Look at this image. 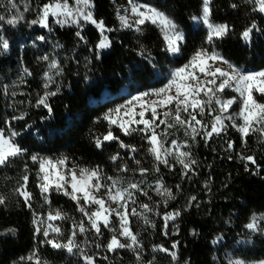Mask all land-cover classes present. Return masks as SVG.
Listing matches in <instances>:
<instances>
[{
	"label": "trees",
	"instance_id": "16d2710c",
	"mask_svg": "<svg viewBox=\"0 0 264 264\" xmlns=\"http://www.w3.org/2000/svg\"><path fill=\"white\" fill-rule=\"evenodd\" d=\"M15 2L25 19L16 25H3L6 33L2 37L8 40L9 47L4 49L0 42V128L7 132L10 125L20 132L16 139L28 149V154L13 158L7 167H0V194L7 197L6 203L0 205V230L8 227L17 229L15 236L0 238V264H11V261L26 256L37 246L38 239H43L42 235L34 234L32 212L14 191L23 182L21 177L27 171L29 190L35 196L33 207L36 211L47 212L48 206L43 205L36 186L38 165L33 164L30 154L67 155L70 161L81 166L100 165L108 175H119L125 180L130 178L133 182L141 179L138 171H117L123 163H127L130 169L135 168L132 156L141 160L144 167H154V160L147 152L148 143L141 138V134L124 136L113 126L114 133L125 143L136 145V153L118 148L115 141L104 142L103 149L95 148L92 135L104 133L108 127L106 121H96V117H102L108 109L127 100L129 96L125 94L126 90L133 93L135 90L161 86L162 82H166L162 78L167 72L185 63L194 49L202 44L207 31L190 20L191 15L200 14L202 0H139L166 11L184 31L186 40L183 51L178 56H171L162 50V37L155 25L146 22V27L141 26L144 29L142 33L120 27L116 13L118 8L127 5V0H94V17L102 18L106 26L113 29L107 32L112 41L111 47L100 51L101 56L97 59L95 45L100 35L94 25L83 28L74 24L61 25L55 23L56 18L49 16V31L39 24H29L37 17L38 8L47 0ZM0 3L7 4V0H0ZM25 4L29 7L27 12H24ZM232 4L237 7L233 8ZM211 9V19L215 23L230 26L229 34L217 40V47L238 65L264 67V31H261L264 29V13L255 9L253 0H212ZM0 14L7 15L5 8L0 7ZM253 21L257 27L253 29L249 42H245L240 34ZM77 31L86 38L87 43L76 36ZM38 36H45V39L38 40ZM18 37L22 39V47L14 43ZM141 45L146 49L143 55H140ZM44 55L58 60L63 68L61 75H56L55 70L50 72L53 82L48 89H44L43 85L46 81L44 72L49 71V61L38 59ZM21 79L26 83H21ZM57 86L60 91L49 98L53 108V113L49 115L42 105L36 106V100L45 90L56 91ZM13 92L15 95H12ZM238 107V104L233 105L231 112L238 110ZM22 112L27 113L22 120L11 119L13 116L19 117ZM226 124L230 125V121L227 120ZM169 132L172 135L168 140L187 139L183 129L173 128ZM246 139L247 146H244L239 132L230 126L221 136L210 138L208 143L197 136L195 142L189 139V145L184 149L190 150L197 160L195 171L183 176L179 164L173 168L160 164L159 173L146 174L143 187L147 188L151 183L154 188L155 179L163 177L165 185L176 194V199L170 200L167 208L161 203L160 215L146 213L155 222V227L144 224L142 218L130 216L133 230L139 232L145 245L142 253L144 260L155 256V264H176L169 254L152 251L154 244L171 248L173 241L179 242L175 249L179 264L186 261L188 264H228L229 259L250 262L264 258V237L250 233L244 227L253 213H264V144L258 142V134H250ZM228 140L233 142L231 149L227 147ZM117 151L121 157L119 163L109 159ZM241 154L254 155L262 169L254 170L255 166L248 162L249 170L245 171V162L239 158ZM169 160L171 162L172 157ZM25 164L28 165L27 170ZM177 184L180 185L179 191ZM152 188H147L151 200L137 193V203L132 205L129 202L130 208L136 207L140 211V202L153 204L160 200L161 197ZM191 196H195L196 200L189 205ZM50 197L52 209H62L69 217L54 221L65 230V236L70 234L68 230L72 228L73 219H84L86 222L87 218L77 211L76 203L70 197L54 191ZM175 209H180L181 214L174 221L167 222L169 234L165 236L161 230L164 225L163 212ZM103 233L102 236H96L94 230L78 233V242L87 240L85 250L89 254L99 253L95 256L97 264H136L131 251L121 249L107 252L103 247L97 249L95 243L106 244L110 238L107 229H103ZM250 235L251 241L248 239ZM39 247L42 258L47 259L49 264H83L81 259L66 251L53 249L49 245ZM104 256L108 259H103Z\"/></svg>",
	"mask_w": 264,
	"mask_h": 264
},
{
	"label": "snow or ice",
	"instance_id": "6c2138e0",
	"mask_svg": "<svg viewBox=\"0 0 264 264\" xmlns=\"http://www.w3.org/2000/svg\"><path fill=\"white\" fill-rule=\"evenodd\" d=\"M255 9L259 13H264V0H253ZM212 0H202L199 15H191L190 20L202 22L206 27V36L200 46L194 49L187 61L179 67L171 69L168 74L162 78L161 86L148 88L144 91H137L130 99L121 104L115 105L105 112L102 117H96V121L103 119L108 127L104 133L92 135L94 147L103 149L104 142H117L118 148L128 149L129 153L138 151L136 145L127 144L120 136L114 133L113 126L119 129L124 136L141 134V138L148 142L147 152L151 154L154 160V167L149 169L143 166L141 160L132 156L136 167L130 169L127 163L118 167V172L133 173L139 172L141 179L133 182L130 178L125 180L119 175H108L100 165L81 166L75 161H70L67 155L48 156L40 153L30 154L33 164L38 165L36 169V186L39 188L40 197L43 205L48 206L46 213L36 211L33 207L35 201L34 193L29 190V175L26 173L21 177L22 183L14 189L18 197L23 198V203L32 212V221L34 234H40L43 239H38L37 246H34L26 256H21L17 260L11 261V264H49V261L42 258L39 245H49L53 249L66 251L68 254L78 257L83 264H97L95 259L99 253L89 254L85 248L87 240L78 242V233L85 234L89 230H94L96 236H102L103 229H107L110 238L106 244L95 243L97 249L103 247L107 252H115L121 249L131 251L135 256L136 264H155L156 257L150 260H144L143 244L140 234L133 230L130 222V216L142 218L144 224L155 227V222L150 219L146 213L160 215L159 205L163 203L165 208L170 200L176 199L173 190L167 187L163 177L155 179V187L151 183L147 188H152L157 193L160 200L153 204L140 202L139 209L130 208V203L135 205L138 200L137 193L149 196L148 190L142 185L145 184L146 174L149 172L159 173L160 164L173 168L175 164L181 166V174L187 176L190 171H195L194 166L197 160L193 157L190 150H184L189 145V139L196 141L200 136L205 143L210 138L221 136L228 127L236 129L241 137L244 146H247V137L258 134V142L264 144V67L256 70H250L242 65L234 63L224 52L217 47V40H221L229 34V25L225 23H215L211 19ZM233 8L236 4L231 5ZM0 7L5 8V14H0V28L6 23L16 25L25 19L23 12L15 0H7V4L0 3ZM94 0H47L37 10V17L32 19L29 24H39L44 28H49V16L56 18L55 23L75 24L83 28L84 23H91L99 30V41L95 45L97 49L95 56L100 58L99 50L109 49L112 41L107 32L113 31L108 28L105 21L94 17ZM29 11L27 4L24 5V12ZM123 13V14H122ZM117 10V19L121 28H131L137 33L143 32L146 22L155 25L162 37L163 51L177 54L183 51V43L186 35L174 18L161 8L151 3H141L139 0H127V5L123 10ZM83 22V23H82ZM199 26V23L196 25ZM257 27L253 21L250 27H245L241 32V37L249 41L253 29ZM261 31H264L262 29ZM76 36L80 40L86 41V38L77 31ZM38 40H44L45 36H38ZM0 42L4 49L9 47V42L0 36ZM143 55L144 46L141 45ZM149 56L151 53L149 52ZM38 59L49 61V71L44 72L46 81L44 89H48L53 82L50 72L55 70L56 75L63 73L60 62L56 59H50L48 55ZM154 59V58H153ZM151 62V61H150ZM155 67V65H153ZM27 73V69H25ZM31 75V73H28ZM88 77L85 76V80ZM21 83H26L21 79ZM227 89L233 90L238 95L229 96ZM7 86H5V91ZM60 91L57 86L56 91L45 90L43 95H38L36 106H43L48 110L49 115L53 113V108L49 103V98L55 96ZM258 94V95H257ZM12 95H15L13 92ZM238 104V110L229 112L233 105ZM162 110V111H158ZM147 114V115H146ZM26 112H22L19 117L13 116V120H22ZM163 116V118H161ZM210 117L207 121L204 117ZM199 117V118H198ZM230 121V125L225 123ZM7 123V121H6ZM160 125H165L160 129ZM183 129L187 139L179 140L173 138L170 146H166L169 135V129ZM20 132H17L10 125L7 132L0 128V167H7L13 162V158H18L28 154V149L17 141ZM227 147L231 149L233 142L227 141ZM128 153H126L127 155ZM169 157H172L170 162ZM243 160L245 171L249 170V163L255 166L254 170L262 169L254 155L239 156ZM110 160L120 162V152L109 157ZM231 159V157H229ZM71 165V166H70ZM27 170L28 165H24ZM207 186V184H206ZM180 190V185H176ZM63 193L75 201L77 211L82 217L87 218L79 221L73 219L72 228L69 229L67 236L65 230L52 221L67 220L69 217L62 209H52L51 192ZM196 197L191 196L188 204L195 201ZM7 197L0 194V205H4ZM41 205V207H43ZM188 205H186L187 207ZM181 210L164 211V225L161 229L167 236V222L175 220L180 216ZM175 227V225H173ZM250 233H255L264 237V213H253L249 221L244 225ZM178 231V229H177ZM17 229L8 227L0 230V238L9 235L15 236ZM195 234V230H193ZM251 241V235L248 237ZM178 241H173L171 248L163 244L152 245L153 252H163L169 254L171 260L179 264L177 249ZM83 245V246H82ZM103 259H108L104 256ZM185 264H188L186 261ZM228 264H264V259L248 262L244 259L228 260Z\"/></svg>",
	"mask_w": 264,
	"mask_h": 264
},
{
	"label": "rangeland",
	"instance_id": "374dc122",
	"mask_svg": "<svg viewBox=\"0 0 264 264\" xmlns=\"http://www.w3.org/2000/svg\"><path fill=\"white\" fill-rule=\"evenodd\" d=\"M72 2H74V0L72 1ZM72 2H70V3H72ZM142 3V2H141ZM126 6V5H125ZM124 7V6H123ZM123 7H120V8H118V9H120L121 10V13H122V10H123ZM123 14V13H122ZM55 19V18H54ZM195 25H197V23H199V25H202L203 26V28H205L206 29V27L202 24V22H194V21H192ZM83 23V22H82ZM75 25V24H74ZM86 25H91V23H84V26H86ZM77 26V25H76ZM83 26V27H84ZM5 31L3 30V28H0V36H4L5 35ZM106 35H107V33H106ZM245 41V40H244ZM245 42H249V41H245ZM14 43L17 45V44H19V45H21V47L23 46V43H22V39L21 38H17V39H15L14 40ZM103 50H105V49H103ZM99 51H102V50H99ZM168 54H170L171 56H178L179 55V53H177V54H172V53H168ZM245 67V66H244ZM247 69H250V70H256V69H259V68H253V67H246ZM171 70V69H170ZM169 70V71H170ZM168 71V72H169ZM168 72H167V74H168ZM154 87V86H153ZM149 88H152V87H149ZM142 91H144V90H142ZM136 90L133 92V93H131V92H129L128 90H126L125 91V94H127L128 96H129V98L128 99H130L131 98V96L132 95H135L136 94ZM226 92H227V94L229 95V96H231V95H238V94H236L233 90H231V89H227L226 90ZM236 105V104H235ZM158 111H162V110H158ZM229 112H231V110L229 109ZM147 115V114H146ZM161 118H163V116H161ZM199 118V117H198ZM204 119L207 121L208 119H210V117H204ZM226 121L227 120H225V123H226ZM164 127H165V125H160V129H158V131H160V130H162V129H164ZM170 141L171 140H168L167 141V143H166V146H170ZM147 142V141H146ZM148 143V142H147ZM150 157H152L151 156V154H150ZM153 158V157H152ZM257 216H259V215H257ZM51 223H54V221H52ZM240 242H242V240H240ZM264 259V258H263ZM250 262H252V261H250Z\"/></svg>",
	"mask_w": 264,
	"mask_h": 264
}]
</instances>
